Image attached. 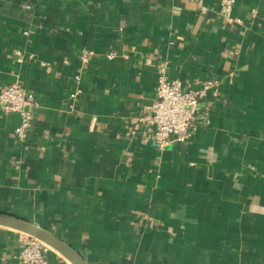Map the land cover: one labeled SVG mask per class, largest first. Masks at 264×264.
<instances>
[{"label":"crops","instance_id":"crops-1","mask_svg":"<svg viewBox=\"0 0 264 264\" xmlns=\"http://www.w3.org/2000/svg\"><path fill=\"white\" fill-rule=\"evenodd\" d=\"M220 1L0 0V84L39 100L23 141L0 103V213L87 264H264V0H236L240 22ZM160 66L218 80L210 123L165 146L133 123ZM21 233L0 225V264H23Z\"/></svg>","mask_w":264,"mask_h":264},{"label":"built area","instance_id":"built-area-1","mask_svg":"<svg viewBox=\"0 0 264 264\" xmlns=\"http://www.w3.org/2000/svg\"><path fill=\"white\" fill-rule=\"evenodd\" d=\"M236 0H221L220 12L228 22H240L241 18L233 15ZM88 51L83 49L81 60L88 61ZM114 54H109L112 57ZM79 83L80 76L77 75ZM218 80L208 79L201 88L187 87L180 78L169 75L164 66L159 67L156 83V97L152 105L143 110L135 119V128H145L161 146L173 141H186L192 134L201 117L204 125L210 123V112L201 113L203 98L212 89L217 88ZM82 91L80 85L70 94L77 96ZM0 103L5 112L18 114L19 122L15 135L19 141L27 138L33 121V108L39 105L34 93L19 83L0 84ZM22 249L18 254L23 264H45L46 254L52 247L37 237L22 232Z\"/></svg>","mask_w":264,"mask_h":264},{"label":"water","instance_id":"water-1","mask_svg":"<svg viewBox=\"0 0 264 264\" xmlns=\"http://www.w3.org/2000/svg\"><path fill=\"white\" fill-rule=\"evenodd\" d=\"M0 225H6L37 237L61 252L75 264H87L79 254L67 246L61 239L31 222L0 213Z\"/></svg>","mask_w":264,"mask_h":264}]
</instances>
